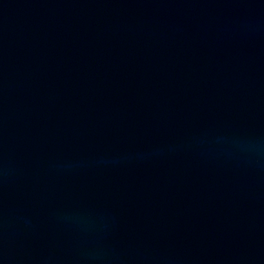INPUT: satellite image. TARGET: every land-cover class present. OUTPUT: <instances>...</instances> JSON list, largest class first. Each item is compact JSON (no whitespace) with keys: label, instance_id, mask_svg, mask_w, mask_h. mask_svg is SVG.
<instances>
[{"label":"water","instance_id":"1","mask_svg":"<svg viewBox=\"0 0 264 264\" xmlns=\"http://www.w3.org/2000/svg\"><path fill=\"white\" fill-rule=\"evenodd\" d=\"M0 264H264V0H0Z\"/></svg>","mask_w":264,"mask_h":264}]
</instances>
